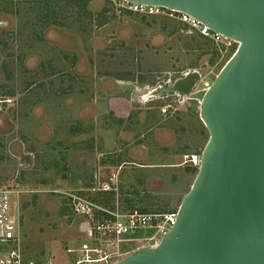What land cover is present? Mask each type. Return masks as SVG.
Wrapping results in <instances>:
<instances>
[{
  "label": "rangeland",
  "instance_id": "374dc122",
  "mask_svg": "<svg viewBox=\"0 0 264 264\" xmlns=\"http://www.w3.org/2000/svg\"><path fill=\"white\" fill-rule=\"evenodd\" d=\"M25 1L0 0V188L24 260L62 264L87 244L82 201L96 217L177 210L197 172L185 158L200 157L208 132L198 101L160 90L190 72L194 92L209 87L236 47L99 0H86L90 19L64 8L47 26Z\"/></svg>",
  "mask_w": 264,
  "mask_h": 264
},
{
  "label": "water",
  "instance_id": "95a60500",
  "mask_svg": "<svg viewBox=\"0 0 264 264\" xmlns=\"http://www.w3.org/2000/svg\"><path fill=\"white\" fill-rule=\"evenodd\" d=\"M125 1L186 14L238 46L207 89L193 91L197 72L159 88L198 101L208 139L172 229L114 264H264V0Z\"/></svg>",
  "mask_w": 264,
  "mask_h": 264
},
{
  "label": "built area",
  "instance_id": "2783aa9c",
  "mask_svg": "<svg viewBox=\"0 0 264 264\" xmlns=\"http://www.w3.org/2000/svg\"><path fill=\"white\" fill-rule=\"evenodd\" d=\"M99 1L114 4L117 9L127 13L174 20L180 25L187 26L190 31L225 52L238 46L235 41L211 31L183 13L125 0ZM207 88L208 84L203 83L201 90ZM161 112L166 113V108ZM186 159L192 167L199 166L200 158L198 156H190ZM106 188L108 189V187ZM78 202H80L79 199ZM80 203H83L86 208L80 212L86 218L84 225L81 226L84 229L87 244L77 250L69 249L68 253L72 254V258L62 264H114L135 249L155 248L161 238L172 229L176 221V211L147 213L136 209L127 212H113L98 208V218L92 213L88 203L83 201ZM77 210L79 209L77 208ZM0 264H29L24 260V240L19 232L18 221L13 218L11 213V191L7 188H0Z\"/></svg>",
  "mask_w": 264,
  "mask_h": 264
},
{
  "label": "trees",
  "instance_id": "16d2710c",
  "mask_svg": "<svg viewBox=\"0 0 264 264\" xmlns=\"http://www.w3.org/2000/svg\"><path fill=\"white\" fill-rule=\"evenodd\" d=\"M11 1V0H10ZM86 0H70L66 1L65 3L60 1H36V0H26L23 4H30L31 9H35V11L42 15L44 22H46L47 26L51 25H58V21L61 19H66V11L64 8H70L73 9L76 13V15H80L81 17H87L86 16ZM21 5L16 2V5ZM14 14L20 15V9H17ZM66 14V15H65ZM82 14V15H81ZM130 14V13H129ZM91 15H88V19H90ZM96 27H101L107 23L106 19L98 18L96 21ZM60 26V25H59ZM198 39L204 40L203 38L197 36ZM206 42V40H204ZM208 43V42H206ZM8 97L11 96V94H7Z\"/></svg>",
  "mask_w": 264,
  "mask_h": 264
}]
</instances>
